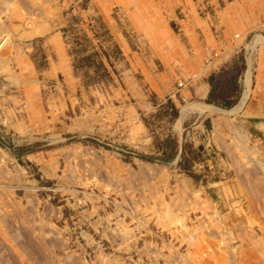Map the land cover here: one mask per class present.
<instances>
[{
    "label": "rangeland",
    "instance_id": "rangeland-1",
    "mask_svg": "<svg viewBox=\"0 0 264 264\" xmlns=\"http://www.w3.org/2000/svg\"><path fill=\"white\" fill-rule=\"evenodd\" d=\"M102 1L0 0V264H264V41L228 66L246 93L229 133L188 126L183 83L159 99L84 14Z\"/></svg>",
    "mask_w": 264,
    "mask_h": 264
},
{
    "label": "crops",
    "instance_id": "crops-1",
    "mask_svg": "<svg viewBox=\"0 0 264 264\" xmlns=\"http://www.w3.org/2000/svg\"><path fill=\"white\" fill-rule=\"evenodd\" d=\"M107 1H102L103 4L100 2V9H89L84 14L97 16L103 20L111 35V43L120 47L125 56L124 61L129 67L126 71L136 76L142 75L143 84L148 86L151 92L158 94L159 99L182 82L181 96L188 99L187 104L211 105L220 111L209 113L210 115L206 114L207 111L199 113L192 110L184 114L181 111L179 122L182 124L186 121V125L190 126L194 120L196 123L201 118V121L209 119L214 132L229 133V129L225 131L222 128L225 125L229 126V122L236 117L233 112L242 100L239 90L241 88L240 86L238 88V82L231 77L232 70L229 69V65L235 63L241 53L246 54V50L249 53L252 45H255L256 35H264V0H229L227 5H224L226 2L218 1L224 4L215 10V15L212 14V17L201 16L199 11L201 0L198 2L196 0H130V2L110 0L112 4L117 3L120 6L116 18L113 17L112 12L105 11L104 6ZM162 6L164 8H161ZM117 19L123 21L119 24ZM121 24L134 33V48L125 38ZM47 25L45 19L43 22L41 20L35 25L39 31L30 30L27 34L33 37L37 33H43V30L50 29ZM52 28L53 26L51 30ZM49 45L52 46L53 55L57 57L55 64L64 68L67 53L61 37L51 36ZM153 63H158L159 68ZM236 86L237 89H234ZM175 102L180 105L178 101ZM148 108L144 109L146 110L144 113L149 114L153 111V106ZM236 123L239 121L237 120ZM218 139L222 141L221 137ZM217 183L215 187L219 197L223 198V201H228L221 190L224 193L231 189L230 183L228 184L227 181Z\"/></svg>",
    "mask_w": 264,
    "mask_h": 264
},
{
    "label": "bare ground",
    "instance_id": "bare-ground-1",
    "mask_svg": "<svg viewBox=\"0 0 264 264\" xmlns=\"http://www.w3.org/2000/svg\"><path fill=\"white\" fill-rule=\"evenodd\" d=\"M263 1V0H262ZM261 1V2H262ZM129 2H130V0H129ZM170 2V1H169ZM132 3V2H131ZM161 3V2H160ZM158 4V3H157ZM249 4H250V2H249ZM255 4V3H254ZM257 4V3H256ZM129 5V4H128ZM136 5V4H135ZM163 5V4H162ZM239 5H240V3H239ZM238 5V6H239ZM259 6H260V4H259ZM160 7V6H159ZM161 8H164L163 6L161 7ZM239 9H240V7H239ZM238 9V10H239ZM166 10V9H165ZM226 10V9H225ZM258 10V9H257ZM263 10V9H262ZM232 11V10H231ZM240 11V10H239ZM250 11H252V10H250ZM229 12V11H228ZM224 13V12H223ZM226 13V12H225ZM254 13V12H253ZM138 15V14H137ZM224 15V14H223ZM254 15V14H253ZM137 17H139V15L137 16ZM148 17V16H147ZM244 17V16H243ZM255 17V16H254ZM138 19V18H137ZM135 20V19H134ZM142 20V19H141ZM139 21V20H138ZM246 21V20H245ZM146 22V21H145ZM149 22V21H148ZM142 23H143V21H142ZM135 25V24H134ZM146 25V24H145ZM153 27V26H152ZM139 29V28H138ZM141 30V29H140ZM149 31V30H148ZM145 32V31H144ZM151 32V31H150ZM153 38V37H152ZM150 39V38H149ZM258 40H260V41H264V36L263 35H257L256 36V38L254 39V44H256V41H258ZM164 41V40H163ZM156 43V42H155ZM176 43V42H175ZM251 46V45H250ZM198 47V46H197ZM253 48H255V45H252V48L251 49H253ZM153 50V49H152ZM208 50V49H207ZM209 51V50H208ZM254 51V50H253ZM157 52V51H156ZM203 52V51H202ZM206 52V51H205ZM207 53H209V52H207ZM159 57V56H158ZM207 57V56H206ZM189 58H190V56H189ZM162 59V58H161ZM176 60V59H175ZM194 60V59H193ZM179 61V60H178ZM189 61H191V60H189ZM198 62V61H197ZM196 64V63H195ZM191 66V65H190ZM193 66V65H192ZM200 66V65H199ZM183 67V66H182ZM197 67V66H196ZM250 68H251V66H250ZM182 72H184V71H182ZM198 73V72H197ZM195 76V75H194ZM247 76V75H246ZM244 79H245V77H244ZM245 82V81H244ZM243 82V83H244ZM246 85V84H245ZM245 87V86H244ZM245 99H246V93L244 94V95H242V101H245ZM194 102V101H193ZM241 103V102H240ZM213 105V104H212ZM187 108H184L183 109V113L182 114H184L185 112H189V111H192V110H195V111H199V113L201 112V113H204V112H206V111H209V109H210V111H216V112H218V111H220L218 108H216V107H213V106H211V105H208V106H202V105H199V104H192V103H190V104H188L187 106H186ZM219 107V106H218ZM238 110V109H237ZM229 111V110H228ZM233 111V110H232ZM236 111V110H235ZM213 112V113H214ZM189 114V113H188ZM182 116V115H181ZM181 119V118H180ZM185 119V118H184ZM179 122V121H178ZM199 165V164H198ZM202 165V164H201ZM241 165V164H240ZM209 171V170H208Z\"/></svg>",
    "mask_w": 264,
    "mask_h": 264
},
{
    "label": "trees",
    "instance_id": "trees-1",
    "mask_svg": "<svg viewBox=\"0 0 264 264\" xmlns=\"http://www.w3.org/2000/svg\"><path fill=\"white\" fill-rule=\"evenodd\" d=\"M231 77H233V80H236V75L234 74L233 70H232V72H231ZM234 85H236V84H233V86H234ZM235 88L237 89V86L234 87V89H235ZM218 96L221 97L220 94H218Z\"/></svg>",
    "mask_w": 264,
    "mask_h": 264
}]
</instances>
